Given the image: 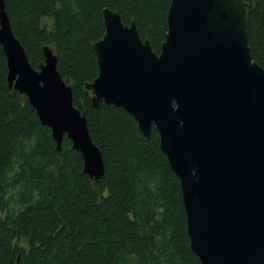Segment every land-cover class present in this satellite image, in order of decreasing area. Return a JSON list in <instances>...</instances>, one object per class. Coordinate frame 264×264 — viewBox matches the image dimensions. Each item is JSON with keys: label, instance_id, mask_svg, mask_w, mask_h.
<instances>
[{"label": "water", "instance_id": "95a60500", "mask_svg": "<svg viewBox=\"0 0 264 264\" xmlns=\"http://www.w3.org/2000/svg\"><path fill=\"white\" fill-rule=\"evenodd\" d=\"M254 0H171L160 53L135 22L102 10L104 36L92 45L98 76L85 85L92 105L129 113L179 179L190 248L200 264H264V68L251 54ZM0 45L8 86L27 98L56 149L64 139L83 158V174L105 177L101 150L58 56L43 48L32 67L0 0Z\"/></svg>", "mask_w": 264, "mask_h": 264}, {"label": "trees", "instance_id": "16d2710c", "mask_svg": "<svg viewBox=\"0 0 264 264\" xmlns=\"http://www.w3.org/2000/svg\"><path fill=\"white\" fill-rule=\"evenodd\" d=\"M5 2L32 67L44 63L45 46L58 56L74 106L103 154L105 177L95 184L83 174L69 139L57 151L27 98L9 89L0 45V264H200L159 133L153 129L147 140L129 113L95 108L85 89L99 72L92 45L105 33L102 10L135 22L160 53L171 0ZM249 13L251 54L264 68V0H254Z\"/></svg>", "mask_w": 264, "mask_h": 264}, {"label": "rangeland", "instance_id": "374dc122", "mask_svg": "<svg viewBox=\"0 0 264 264\" xmlns=\"http://www.w3.org/2000/svg\"><path fill=\"white\" fill-rule=\"evenodd\" d=\"M45 24H47L50 27L51 26V21H45Z\"/></svg>", "mask_w": 264, "mask_h": 264}, {"label": "bare ground", "instance_id": "6f19581e", "mask_svg": "<svg viewBox=\"0 0 264 264\" xmlns=\"http://www.w3.org/2000/svg\"><path fill=\"white\" fill-rule=\"evenodd\" d=\"M109 9H111V8H109Z\"/></svg>", "mask_w": 264, "mask_h": 264}]
</instances>
